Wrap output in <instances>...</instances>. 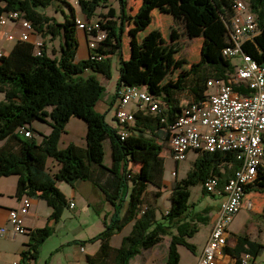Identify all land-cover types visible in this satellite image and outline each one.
<instances>
[{"label":"trees","instance_id":"1","mask_svg":"<svg viewBox=\"0 0 264 264\" xmlns=\"http://www.w3.org/2000/svg\"><path fill=\"white\" fill-rule=\"evenodd\" d=\"M111 1L0 0L3 3L0 12L19 10L42 36L60 39L58 57L49 56L44 44L40 47V54H36L34 43L27 40H17L8 54L0 56V91L4 94L0 101V140L4 141L0 146V176L17 175L16 196L27 195L43 200L51 207L50 217L54 220L68 205L64 193L56 185L57 181L70 185L78 180L88 181L103 192L113 211L104 220V228L100 232L80 241L81 245L87 241H99L97 250L86 255L87 264H129L142 250L154 247L165 238L167 254L163 264H179L178 245L194 251L195 247L188 242V238L201 224L211 219L210 205L196 209L195 202L190 201V187L200 185L202 193H209L204 187L205 180L215 176L222 185L234 174L239 161L231 151H197L184 177L177 178L174 170L175 178L168 195L170 203L165 210L160 209L158 200L164 188L162 151L169 145V125L185 108L179 104L175 94L186 89L191 102L203 101L209 89L207 81L226 82L237 63L221 54L226 44L221 46L217 56L203 49L196 61L176 72L172 81L169 76L173 71L172 65L167 64L166 55L151 44L152 34L141 36L137 43L143 31L138 14L145 20L152 18L155 0H144L133 15L127 13L126 0H114L117 6ZM177 1L188 2L198 12L203 8L195 0ZM205 1L211 5L216 16L220 14L229 22L234 13L235 0ZM245 2L256 17L259 32L246 40L241 49L264 65V0ZM61 4L69 8V14ZM51 6L62 13V20L44 12ZM76 8L84 22L97 24L91 29H82L88 53L80 60H76ZM128 21L136 26L138 35L133 37L132 34L131 42L135 47L129 44L126 59L123 45ZM98 34H103V37L96 40ZM91 40L96 42L94 47L89 45ZM111 55L118 57L119 78L110 104L115 102L124 84L140 85L143 78L147 90L162 101L159 113L137 109L132 123L120 125L115 117L112 120L116 124L110 123L105 113L94 109L104 91L96 75L108 76ZM132 64L145 66V69L134 77ZM144 72L146 75L142 77ZM155 80L167 83L158 85ZM234 89L242 95L249 92L241 85H235ZM71 117L85 122V143L68 142L59 147ZM35 122L49 124L50 132L44 134L37 131ZM22 128L29 129L31 135L25 136ZM122 131L126 135L122 136ZM34 132H38L40 138H36ZM105 140L109 142V163L104 161ZM49 159L57 164L53 171L48 167ZM251 191L264 192V170H260L255 180L246 185L245 193ZM129 224V234L122 238L119 246H113L111 236ZM52 232L50 226L26 228L28 242L20 252L21 264H30L37 259L40 246ZM263 249L262 242L251 239L246 233L236 236L234 247H224V251L235 259L232 264H244L241 254H247L249 264H254Z\"/></svg>","mask_w":264,"mask_h":264},{"label":"built area","instance_id":"2","mask_svg":"<svg viewBox=\"0 0 264 264\" xmlns=\"http://www.w3.org/2000/svg\"><path fill=\"white\" fill-rule=\"evenodd\" d=\"M233 8L234 13L227 22L229 42L221 49V54L232 59L239 57L234 73L226 82L208 80L206 98L186 105L169 125V153L175 161L184 159L191 150L231 151L239 161L234 174L222 185L215 176L208 177L204 182L206 191L218 196L220 201L208 238L195 264H216L217 256L227 243L228 224L243 207L252 206L251 202L246 203V185L255 180L260 170H264V65L241 49L246 40L258 34V23L243 0H235ZM11 20L19 21L24 32L19 37L13 33H8L6 37L12 41H28L30 33L34 31L32 22L19 10H5L0 14V24ZM76 22L81 30L97 26L80 18ZM102 37L103 34H98L95 38L99 40ZM42 45V41L34 42L36 54H40ZM89 45L94 47L95 40H91ZM2 54L0 51V56ZM235 85L248 89V94L242 95L236 91ZM129 103L135 106L127 108ZM137 109L159 113L162 101L147 88L124 84L114 103V117L120 125L130 124ZM21 131L25 136L31 135L29 129L22 128ZM121 135H126V132L122 131ZM30 204L31 197L23 195L20 205L8 210L7 220L12 234L26 233L23 219L29 212ZM69 206L73 207L74 202L70 201ZM8 231L5 225L0 224V238L7 236ZM243 263L247 261L244 259Z\"/></svg>","mask_w":264,"mask_h":264},{"label":"rangeland","instance_id":"3","mask_svg":"<svg viewBox=\"0 0 264 264\" xmlns=\"http://www.w3.org/2000/svg\"><path fill=\"white\" fill-rule=\"evenodd\" d=\"M70 1L73 2V0ZM143 1L144 0H126L127 13L131 15L137 13L138 8L143 3ZM243 1L245 2V0ZM154 2H156V5L151 10L152 18L145 20L142 15L138 14L143 26V31L138 37L137 43L140 41L141 36L152 34L154 38L151 44L157 50L161 51V53L165 54V62L169 65H172L173 71L171 72L172 74H169V76L172 78V81L176 77V72L182 71L192 62L196 61L203 49H207L211 55L217 56L220 53L221 46L229 42V28L227 22L220 14L217 16L215 15V12L211 8V5H208L207 1L195 0V2H199L203 7L201 8L200 12H198V10L191 6L188 2L182 3L181 1L177 0H155ZM111 3L117 6L116 1L112 0ZM0 5H3V3H0ZM61 6L63 10L69 14V8L63 4H61ZM46 12L48 15H54L58 20L63 19L62 13L60 11L56 12L55 6L46 8ZM76 13L78 17L83 20V16L80 14L77 8ZM0 27L2 26L0 25ZM77 33L78 48L76 51V58L80 60L85 58L86 53L84 49V37L82 30H77ZM132 34L133 37H137V28L132 24L131 21H128L126 23V29L124 32L125 36L123 45V56L126 59L128 55L129 44L132 48L135 47V44H133L134 42H131L133 41ZM6 40L9 39L7 37L5 38L4 36H0V45L6 42ZM238 60V56L233 58V61L235 62H238ZM126 62L129 66V62ZM130 67H132V76L134 77H136L139 72H143L145 69V66H140L139 64L138 67L137 64H132ZM145 75L146 72L143 73L142 77H145ZM100 78L104 86V91L96 101L94 109L99 113H105L106 120L108 122L115 123V121L111 119L113 107H109V104L116 92V85L119 78V63L117 61V55L110 56L108 76L101 75ZM155 81L158 85L167 83L165 80ZM140 82V86L144 88L147 87L145 79L141 78ZM175 97L181 106H186L192 100L189 92L186 89L176 92ZM117 99L118 97L115 98L114 101L116 102ZM134 106L135 105L133 103H129L127 108H133ZM34 127L37 131L39 130L38 122H35ZM85 131V122L77 117H71L66 124V133L61 136L59 147L65 146L68 142L84 145ZM34 135L36 138H40L38 132H34ZM0 143H2L1 140ZM167 147H169L168 144ZM167 147H165V149L162 151V176L164 180V188L162 190V195L158 200V206L161 210H165L167 205L170 203L168 195L175 178L174 170H176L177 178L184 177L197 155L195 151H189L184 159L177 162L176 166V161L170 155L169 148ZM104 150V161L105 163H108L110 161L108 140L104 141ZM48 167L53 171L57 168V164L55 161L49 159ZM58 183H60L62 187L65 185L63 184L65 182L60 181ZM190 191V201L195 202L196 209H201L206 205L211 206V210L209 212L211 218V216L215 214V206L219 202L220 198L218 196H212L210 193H202L200 185L191 186ZM245 197L246 203L251 202L252 206L249 208H242L237 213V218L233 224L232 230L234 232L241 231L249 234L264 244V192L251 191L250 193H245ZM64 210H68L67 206L63 208L62 212ZM89 213L92 214V217H97L91 208L89 209ZM64 219L65 224L84 220V222L88 223L87 227H91L90 218L87 219L84 213L80 216H76L72 211H70ZM210 220L205 224H201L198 230L188 238V242L192 243L195 249L197 248V250H200L202 243L205 240L207 231L209 229ZM244 222H246L245 225H243ZM62 223L63 221L59 224L56 235L49 238L48 242L45 244L44 250H41L43 264H65L63 259H60L59 262L58 255L51 251L54 246L58 244V237L65 233V228L62 226ZM94 228L96 227L93 226L92 228H89L87 232L94 231ZM130 231L131 225L129 224L121 231L114 233L110 238V243L113 246H119L122 238L129 234ZM88 243L90 242H85L83 246ZM177 248L180 256L179 264H195V250L192 251L184 245H178ZM166 254L167 238L150 249L142 250L130 260L129 264H163ZM49 257L50 262L47 261V258ZM243 258L247 261L246 264H249V257L247 255H243ZM254 264H264V249L256 256Z\"/></svg>","mask_w":264,"mask_h":264},{"label":"crops","instance_id":"4","mask_svg":"<svg viewBox=\"0 0 264 264\" xmlns=\"http://www.w3.org/2000/svg\"><path fill=\"white\" fill-rule=\"evenodd\" d=\"M3 6V5H0ZM5 11V10H4ZM4 11L0 12L3 13ZM44 12L47 14L46 10ZM48 15V14H47ZM77 18H79L77 16ZM0 27V36H4L6 38L8 33H14L16 37H19L22 32H24L21 23L17 20H11L6 24ZM79 30V29H78ZM76 32V36H77ZM83 39H84V49L87 57V45H86V37L82 31ZM78 40V36H77ZM31 42L42 41L46 52L51 57H58L59 55V47H60V39L58 37L52 38L49 35L42 36L37 31H32L29 36V40ZM16 41L6 40L2 45H0V51L5 55L10 52L12 47L14 46ZM76 60H78L76 58ZM118 61V57H117ZM239 61V60H238ZM98 80L101 82V74L96 75ZM103 85V84H102ZM4 98L3 92L0 91V101ZM114 103L109 107H113V111L111 112V119L114 117ZM38 129L44 134L50 132L51 127L49 124L44 122H38ZM66 133V132H65ZM64 133V134H65ZM63 135V134H62ZM0 146L4 144V141L1 140ZM109 163V162H108ZM18 176L15 174L0 176V224L5 225L9 231L8 235L0 238V264H14V262L21 263V255L20 252L25 248V244L28 242L27 234H12L10 230V224L7 220V213L10 208L18 207L21 203V198H18L15 194L16 185H17ZM56 185L58 188L64 193L68 205L67 211H63L57 220H54L50 217L52 213L51 207H49L43 200L38 198L31 197V204L29 208V212L24 216L23 222L25 228H36V227H44L50 226L53 228L52 234L46 238V240L42 243L39 248L37 259L32 261L30 264H43V257L41 255V250H44L45 244L48 242L49 238L56 235V231L58 230L59 224L63 221L62 226L65 228V233L62 236L58 237V244L54 246L51 250L53 253L57 254L60 259H63L65 264H87L86 255L93 254L98 246L99 241L90 242L85 246L80 244L81 240H87L95 236L98 232H100L104 228V220L108 219L109 215L113 211V206L110 202L105 198L103 192L96 186H94L91 182L78 180L70 185L68 183L65 184L64 187L58 183ZM63 182V181H61ZM73 201L74 206L70 207L69 202ZM220 201V200H219ZM219 203V202H218ZM218 203L215 206V214L218 208ZM92 209L95 212L97 217H92V214L89 213V209ZM248 208V207H243ZM72 211L76 216H80L84 213L87 219L90 218L91 227H87L88 223L84 222V220H79L77 222H69L65 224V216ZM215 214L211 216L209 229L207 231L206 237L200 250L195 249L196 260L198 255L200 254L211 229L212 222L214 220ZM237 214L234 216L232 221L227 226V243L225 246L234 247L236 244V236L238 234H242L244 232H234L232 230L233 224L236 221ZM247 222V221H246ZM243 225H245V223ZM239 224V223H237ZM94 228V231L87 232L89 228ZM249 235V234H248ZM250 236V235H249ZM251 239L257 240L250 236ZM258 241V240H257ZM244 254H241L243 257ZM247 255V254H245ZM244 259V258H243ZM234 258L222 250L217 256L216 264H232L234 262ZM47 261L50 262V257L47 258ZM196 263V262H195ZM54 264V263H52Z\"/></svg>","mask_w":264,"mask_h":264}]
</instances>
